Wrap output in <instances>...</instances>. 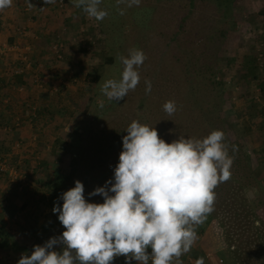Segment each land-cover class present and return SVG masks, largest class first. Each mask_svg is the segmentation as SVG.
Listing matches in <instances>:
<instances>
[{
    "label": "rangeland",
    "instance_id": "rangeland-1",
    "mask_svg": "<svg viewBox=\"0 0 264 264\" xmlns=\"http://www.w3.org/2000/svg\"><path fill=\"white\" fill-rule=\"evenodd\" d=\"M13 2L21 3L24 16L34 17L25 0ZM235 2L232 8H219L216 0H195L188 15L185 0H140L138 6L130 8L118 5L117 0H101L99 7L108 15L98 21L83 7H76L77 0L47 4L45 0H31L33 10L43 11L44 23L39 28H49L37 40L43 60L32 63L43 68L38 85L46 62L52 71L50 79L60 78L65 89L59 85L40 88L48 90L55 103L47 110L51 116L48 124L53 126L47 124L42 129L39 124H44L43 118L38 122L29 117L25 126L5 119L9 129L0 130L6 133L1 147L8 151L0 152L18 171L16 181L7 172L0 174V232L8 240L7 248L0 247V264H17L21 255H31L39 239L37 233L46 223L55 227L51 237L62 234L65 229L49 204V184L70 172L72 154L78 155L88 136L103 131L122 140L134 120L154 127L166 143L180 136L202 140L213 130H221L226 148L237 141L252 161L248 165V159L242 161L243 167L230 170L231 178L214 189V210L193 225L197 238L178 258V264H198L201 260L203 264H264V0ZM120 9H124L123 15ZM16 25L15 33L21 39L16 41V49L28 46L22 41L28 29L21 33ZM213 32L215 38L210 37ZM54 43L62 44L59 59L51 53ZM132 48L142 50L147 57L137 69L141 84L122 101L109 100L101 93V86L106 80L121 78L123 65L118 56H127ZM185 51L193 54L191 58ZM184 59L196 61L193 70L200 72L195 101L184 95L190 77L186 74L185 82ZM158 68L163 72L154 73ZM89 73L99 75L97 83H87ZM145 80L154 82L150 93L142 87ZM215 85L223 90L225 103L220 111L216 110ZM159 88L162 93H158ZM167 101L176 104L172 115L163 108ZM24 130H32L30 139L21 135ZM105 166L100 168L101 176L97 166L89 172L104 178ZM246 169L250 171L246 173ZM15 182H19L17 186ZM112 264H125V259L116 257Z\"/></svg>",
    "mask_w": 264,
    "mask_h": 264
},
{
    "label": "clouds",
    "instance_id": "clouds-1",
    "mask_svg": "<svg viewBox=\"0 0 264 264\" xmlns=\"http://www.w3.org/2000/svg\"><path fill=\"white\" fill-rule=\"evenodd\" d=\"M12 2L0 0V11L10 8ZM25 2L29 9L35 7L31 0ZM47 3L54 0H45ZM100 3L77 0L76 7H83L90 18L99 21L108 15ZM139 3L117 0L118 5L129 8ZM146 59L136 48L127 56H118L123 65L121 78L106 80L101 93L109 100L122 101L137 87V69ZM145 84L150 93L151 81L145 80ZM163 108L172 115L176 104L167 101ZM125 131L113 178L89 193L102 196L103 203L86 200L84 185L76 180L58 198L62 206L54 203L52 209L65 230L43 245H34L31 255H21L17 264H112L119 256L125 258V264L133 260L137 264H149V260L151 264H173L174 258L178 264V258L191 249L197 238L193 225L214 210V189L231 178L233 158L223 143L224 133L213 130L202 140L180 136L166 143L154 127L135 120Z\"/></svg>",
    "mask_w": 264,
    "mask_h": 264
},
{
    "label": "trees",
    "instance_id": "trees-1",
    "mask_svg": "<svg viewBox=\"0 0 264 264\" xmlns=\"http://www.w3.org/2000/svg\"><path fill=\"white\" fill-rule=\"evenodd\" d=\"M166 1L167 2H175L177 0H166ZM185 1L188 3L189 8H190L188 10V15H189L191 13V8L194 6L195 0H185ZM216 1H217V6L219 8H222V7H226V8L231 7L232 8L236 4V2H235L236 0H216ZM261 13H263V11H261ZM223 19H225V16H223ZM227 20L229 22L232 21V19L230 20L228 17H227ZM178 33H179V31L175 32L174 34L178 35ZM222 34H223V32H222ZM210 37L215 38L216 32L210 33ZM185 54L190 56V58H191V55H193L191 52H190V54H188L187 51H185ZM195 62L191 63L188 59H184L183 60L184 66L182 67V71H183L182 74L185 78V82H187L186 74H189V76H190L189 78H187V79H189V83H188L186 89L184 90V95L188 96V97L192 96L193 101H195V98H196L194 96H196L197 93L199 92V90H197V88L200 86V81H199L200 80V78H199L200 72L193 70ZM153 72L156 74H160L163 71L161 70V68H158L157 70H155ZM192 74H194L197 77H193ZM179 78H181V77H179ZM86 79L88 81L87 83H90V82L91 83H97L99 80V75L97 73H93V74L89 73L86 75ZM140 81H139L138 85L141 84ZM159 82H160V80L158 79L156 84H159ZM151 83H154V82L151 81ZM182 85L185 87L184 83H182ZM142 87L146 88V86H142ZM175 87H178V84H176ZM214 91L217 92L216 94L218 95V97H216V102H215L216 103V110H218V111L223 110V106L225 103V101L221 98V93H223V90L221 88H219L218 85H215ZM162 92L163 91H161V89L159 88L158 93H162ZM208 109L211 111L212 107H209ZM216 118H218V115L216 116ZM5 134L6 133H4V132L0 133V149H3L1 147V143H4ZM100 134L101 135H99V131H97L91 137L88 136V141L84 145L79 147L80 151H78V155H76V153L72 154L71 161H70V165H71L70 172L65 171L67 173V175L64 174L63 176L57 177L55 179L54 183L49 184L50 189H51V193L49 195V204H51L52 207H54V203L62 206L63 201L58 199V198L60 197V195L63 192H65L68 189L75 186V183L71 182V179L79 180L83 183L84 190L86 188V191L84 192L86 200H88L89 202H93V203H103V197L102 196H100V195L89 196V193L93 192V190L97 187H103L105 185L106 181L113 178L114 168H115L116 164L119 162V154L122 151V145H121L122 140H120L114 134L110 135V134H107L106 132L103 133V131H100ZM3 150L5 152H8L5 149H3ZM227 151H228L229 156L233 158V163L231 165L230 170H234L238 165L243 167L242 165H244V164L242 163V161H245L247 159H248L247 165L252 163L250 157L246 158V153H245L244 148L243 147L240 148L237 141H236L235 146H231V147L228 146ZM0 153H2V152H0ZM107 156H108V159L106 158ZM110 158L113 161V162L111 161V163H110ZM105 163H106V166H105L104 171H106L107 173L104 176V178H99V176L92 174L94 172H89V171L93 170V168L95 166H97L95 168L96 172L98 171V174L101 176L103 173V169H100V168L103 167ZM249 171H250V169L245 170L246 173H248ZM230 172H232V171H230ZM0 174H1V172H0ZM70 174H71V176H70ZM238 175H240L241 177L244 176L242 173H240ZM233 179H234V177L231 180H233ZM88 183H91V184L88 185ZM14 186H17V184L15 183ZM221 187H222V185H220L218 187V189H220ZM64 188H65V191H64ZM226 195H229V193L226 192ZM99 198H101V199H99ZM54 228L55 227H53V224H50V223H46L45 225H43V227L39 231L34 228V231H38L37 238L39 237L36 244L42 245L43 243H45L44 240H48L49 238H51V235L54 231ZM34 231H32V232H34ZM41 235H46L47 237L42 239ZM5 237H6V235H4V233L0 232V247L3 249L8 247V240ZM262 257L264 259V248L262 250ZM113 263H114V261H113Z\"/></svg>",
    "mask_w": 264,
    "mask_h": 264
},
{
    "label": "crops",
    "instance_id": "crops-1",
    "mask_svg": "<svg viewBox=\"0 0 264 264\" xmlns=\"http://www.w3.org/2000/svg\"><path fill=\"white\" fill-rule=\"evenodd\" d=\"M20 4V2H13V5L6 9L5 14H3V11H0V47L6 46V49L0 54V121H4L5 119L10 121L15 117H19L23 126H25L28 124L27 119L29 117L35 118L34 120L38 122L40 118H43L45 120L44 124L41 123L39 125L44 129L48 124L49 118H51L47 110L50 107H54L55 103L51 99L52 96L50 97V95H48V90H41L40 88H42V85L47 89L52 85H59L60 88L65 89V84H62L60 78L55 79L54 77L55 80L50 79V77H53L52 74H50L52 71L50 66L46 65V62L44 66H46L47 69L45 73L42 74L43 79L41 85L34 84L28 77L24 79L21 76H15L13 74L12 68L18 64V53L14 49V45L17 43L16 41H18L19 37H17L18 35L14 30L15 24L24 27L25 30L28 29L22 41L30 45H28L30 48L28 55L33 64L43 60V55L40 51L41 45L37 44V40L41 34L47 33V29H49L48 26L44 27L45 29L39 28V24L44 23L42 19L43 11L41 9L33 10V8H31L34 17L29 19L22 13ZM48 23L50 24V22ZM59 82L62 85H60ZM31 107L34 108V116L30 115ZM29 125L33 126L32 124ZM48 125L53 126V124ZM18 130H20V128ZM21 133L23 137L30 139L32 130H24Z\"/></svg>",
    "mask_w": 264,
    "mask_h": 264
},
{
    "label": "built area",
    "instance_id": "built-area-1",
    "mask_svg": "<svg viewBox=\"0 0 264 264\" xmlns=\"http://www.w3.org/2000/svg\"><path fill=\"white\" fill-rule=\"evenodd\" d=\"M21 33H23V31L25 32V28L24 27H20L18 29ZM51 53L53 54L54 58L59 59L61 58L62 55V44L61 43H54L51 45ZM6 49V46H2L0 47V54L3 53V51ZM14 49L18 51V64L15 65L12 68V72L15 76H21L22 78L25 79V77H28L31 79V81L38 85V83L40 82V76H41V72H42V68H38V66L34 67L32 65V62L29 58V50L30 48L27 45H22L21 47H19L18 49H16V45H14ZM21 87V86H20ZM31 112L30 115L33 116V111L34 108L31 107ZM13 124L15 126H19L21 124V120L19 117H15L13 120ZM8 123L5 124L4 121H0V130L3 131H7L8 128ZM19 142L15 143V147H18ZM0 172L1 173H8L9 177H13L16 181L17 177H18V171L16 169L15 166H13L6 158L5 155L0 153ZM15 183H19V182H15ZM151 251V249L149 250V252ZM149 264H151V260H149Z\"/></svg>",
    "mask_w": 264,
    "mask_h": 264
},
{
    "label": "water",
    "instance_id": "water-1",
    "mask_svg": "<svg viewBox=\"0 0 264 264\" xmlns=\"http://www.w3.org/2000/svg\"><path fill=\"white\" fill-rule=\"evenodd\" d=\"M249 195H251V192H249Z\"/></svg>",
    "mask_w": 264,
    "mask_h": 264
}]
</instances>
